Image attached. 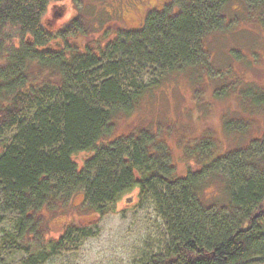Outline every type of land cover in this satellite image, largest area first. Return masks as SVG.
<instances>
[{
	"label": "trees",
	"instance_id": "obj_1",
	"mask_svg": "<svg viewBox=\"0 0 264 264\" xmlns=\"http://www.w3.org/2000/svg\"><path fill=\"white\" fill-rule=\"evenodd\" d=\"M51 1L0 0V138L14 130L0 151V213L13 216L16 232L5 233L2 247L24 251L25 264L44 263L74 232L84 231L69 227L58 242L43 243L44 211L82 193L87 208L103 217L135 191L153 195L172 235L167 254L147 264H264V132L213 162L215 151L206 143L190 149L195 158L209 154L210 169L222 165L229 174L227 206L214 213L199 209L195 182L177 176L167 147L156 145L152 134L102 144L114 119L130 114L164 79L187 69L197 81L212 76L204 40L234 26L223 15L231 0H174L148 14L142 28L118 31L85 51L74 45L86 34L81 17L57 31L44 27ZM263 6L264 0H249L252 13ZM11 32L19 40L5 49ZM33 65L59 84L32 79ZM146 69L156 70L155 78L139 86L136 73ZM82 154L83 161L75 160Z\"/></svg>",
	"mask_w": 264,
	"mask_h": 264
},
{
	"label": "rangeland",
	"instance_id": "obj_2",
	"mask_svg": "<svg viewBox=\"0 0 264 264\" xmlns=\"http://www.w3.org/2000/svg\"><path fill=\"white\" fill-rule=\"evenodd\" d=\"M105 2L52 0L44 19L53 18L57 31L72 17H81L86 34L74 45L92 46L97 42L102 47L121 27L108 25L105 21L102 10L106 8ZM174 5L179 6L177 2ZM53 7L63 9L61 14ZM158 7L161 10L160 2ZM251 13L249 0L229 1L223 15L234 26L204 40V47L210 54L209 75L212 76L197 81L187 69L164 79L157 89L141 97L130 114H121L114 119L112 135L102 143L136 138L143 132L152 134L156 145L162 143L167 147L177 176L195 182L193 194L203 212L208 209L209 213H214L227 206L229 174L224 173L222 165L210 169L209 154L195 158L190 149L206 143L210 151H215L213 162L247 148L264 132V106L254 103V99L264 103V15H260L264 13V6L261 11ZM11 34V41L4 44L5 49L16 45L19 40L15 32ZM3 64L4 59L0 57V66ZM155 71L146 69L141 76L138 74L141 71H137L138 82L143 81L138 85L153 80ZM29 72L32 79L39 82L59 84L58 78L49 76L48 71L37 65H33ZM249 91L253 97L244 96L242 99V94ZM253 92H260V95L255 96ZM31 117L32 113H27L23 118L28 121ZM13 134L14 130L4 132L0 138V151L2 144L10 142ZM85 158L86 155L82 154L75 160L81 162ZM205 168L208 169L203 173ZM212 171L215 175L210 176ZM131 194L124 195L115 211L103 217L87 208L82 193L73 195L65 205H58L55 211H44L43 243L58 242L69 227L80 225L84 231L74 232L41 264H147L153 257L166 255L172 235L163 211L148 192L140 195L134 192L133 204L125 205L124 198ZM219 215L226 216L225 211ZM14 220L12 215L0 213V243L6 232L16 234L12 225ZM26 260L24 251H9L0 244V264H25Z\"/></svg>",
	"mask_w": 264,
	"mask_h": 264
},
{
	"label": "flooded vegetation",
	"instance_id": "obj_3",
	"mask_svg": "<svg viewBox=\"0 0 264 264\" xmlns=\"http://www.w3.org/2000/svg\"><path fill=\"white\" fill-rule=\"evenodd\" d=\"M54 1H57V0H54ZM58 1H61V0H58ZM105 1H106L105 4H107L106 8L102 9L105 12V21L107 22L108 25L115 24L117 27H120V26L122 27V28L121 27L117 28L115 30V33H114L115 35L118 31L119 32L120 31H134V30L136 31V29L142 28L146 24V18L148 14L152 12L156 13L159 11L158 9L159 2H160L161 9H163L164 7L172 3L174 0H105ZM48 9L49 8H47V11ZM52 9H54V7ZM62 10L61 8L58 7L55 10V12L60 11V14H61ZM61 16L63 17L64 15L62 14ZM44 17L45 15L43 16V19H42L44 27H46L47 30H50L52 32L56 31L53 18H51L50 20V18L44 19ZM77 17L78 16H76L75 18L72 17L71 19H69V21L65 25H63V27L69 24L70 22H72L73 20L77 19ZM127 26H129V28H133V27H136V28L129 29V28H126ZM80 41H81V38L78 42ZM98 45L99 44L97 42H93V45L91 46V48L100 47ZM78 48L81 51L82 50L85 51V49L88 47L86 45H82V46L79 45Z\"/></svg>",
	"mask_w": 264,
	"mask_h": 264
},
{
	"label": "water",
	"instance_id": "obj_4",
	"mask_svg": "<svg viewBox=\"0 0 264 264\" xmlns=\"http://www.w3.org/2000/svg\"><path fill=\"white\" fill-rule=\"evenodd\" d=\"M135 192V191H134ZM134 192H131L132 194L124 198V204L125 205H132L135 201V195Z\"/></svg>",
	"mask_w": 264,
	"mask_h": 264
}]
</instances>
